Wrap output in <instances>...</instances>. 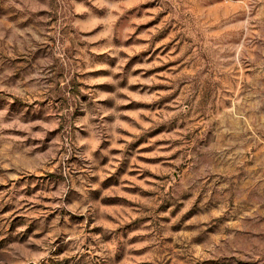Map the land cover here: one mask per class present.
Listing matches in <instances>:
<instances>
[{
	"label": "rangeland",
	"instance_id": "374dc122",
	"mask_svg": "<svg viewBox=\"0 0 264 264\" xmlns=\"http://www.w3.org/2000/svg\"><path fill=\"white\" fill-rule=\"evenodd\" d=\"M0 264H264V0H0Z\"/></svg>",
	"mask_w": 264,
	"mask_h": 264
}]
</instances>
